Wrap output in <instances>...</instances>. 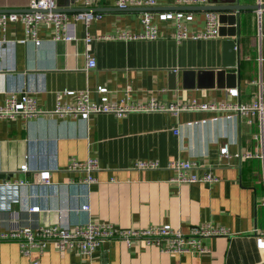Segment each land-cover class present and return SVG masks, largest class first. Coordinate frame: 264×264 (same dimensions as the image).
Masks as SVG:
<instances>
[{
  "label": "crops",
  "instance_id": "obj_1",
  "mask_svg": "<svg viewBox=\"0 0 264 264\" xmlns=\"http://www.w3.org/2000/svg\"><path fill=\"white\" fill-rule=\"evenodd\" d=\"M31 1L0 0V12L30 10ZM115 1L99 0L91 8L103 13L90 25L92 35L144 29L145 10L120 9ZM229 1L259 8L218 11L219 35L214 38L178 41L173 23L159 22L158 39H97L92 50L97 65L92 69L87 68L82 21L69 25L72 41H53L52 27L42 23L40 46L21 42L24 26L9 21L0 30V39L14 41L11 58L0 55V105L11 93H28L49 112L56 107L59 91L90 90L95 96L96 88L105 85L114 99H155L169 109L123 117L100 113L87 121L49 113L0 116V173L11 175L0 178V230L72 227L92 220L121 228L170 224L185 233L212 223L231 233L206 238L208 253H165L144 242L112 239L102 242L92 258L73 249L62 251L53 241L43 253L35 248L24 255L17 241L0 240V264H264V245L258 241L264 236V109L253 108L264 105V0ZM58 2L71 11L86 8L81 1ZM190 6L157 0L151 10L195 11L189 34L199 33L205 29V13ZM226 40L238 41L234 64L227 62ZM232 89H238V95L232 96ZM194 101L251 109L239 113L181 108ZM226 144L231 155L221 156ZM90 157L99 164L93 173L96 182H76L86 172L70 170L71 159ZM154 159L160 160L158 168L137 167L138 161ZM175 160L197 161L199 173L211 170L219 180L175 182L171 179L177 173L169 167ZM23 164L29 165L28 172L20 170ZM43 170L51 171V184L38 182ZM85 203L89 212L80 211ZM34 206L40 210L31 212Z\"/></svg>",
  "mask_w": 264,
  "mask_h": 264
},
{
  "label": "built area",
  "instance_id": "obj_2",
  "mask_svg": "<svg viewBox=\"0 0 264 264\" xmlns=\"http://www.w3.org/2000/svg\"><path fill=\"white\" fill-rule=\"evenodd\" d=\"M81 1L86 7L80 11L61 10L58 0H32L31 9L25 11L0 12V30L4 31L9 21H18L24 26L25 37L21 42H34L36 46L43 43L38 37V29L42 23H48L52 27L53 41H72L74 37L70 35L68 27L71 23L82 21L86 27L85 44L87 55V68L96 67V57L92 55L93 42L97 39L118 38L123 40H151L160 37L159 22H171L175 27L174 37L178 41L187 38H214L219 35L220 13L215 10H206L205 29L199 33L189 34L188 23L195 19V11L191 10H145L142 12L141 21L144 29L141 32H131L129 30H119L113 35L97 36L89 31L90 25L103 17L102 12L93 11L91 8L98 4L99 0H75ZM116 6L120 9L130 7H153L157 0H116ZM178 3L185 6L208 5L209 0H178ZM14 41L4 38L0 39V55L7 54L11 58ZM238 89L230 90L232 96L238 95ZM182 109L196 110H234L239 113H246L251 108L243 105H216L214 103H188ZM254 109L262 110L264 105H254ZM169 109L166 105L152 99L146 103L131 101L129 98L120 100L114 99L110 95L108 87L99 85L95 90V96L90 90L59 91L57 94V104L52 111H43L39 108L37 100L28 93L15 95L11 93L0 105V116L14 117L22 114L27 117L40 116L44 114L81 116L87 121L91 115L106 113L116 117H123L133 112H157ZM192 122L188 123L191 124ZM178 133V129L176 130ZM229 145L221 148V156H230ZM247 154L246 157H250ZM160 166V160L138 161L137 167L140 169H154ZM199 163L193 160H175L169 163V167L176 171V175L171 179L178 183L204 182L207 184L216 183L219 178L211 170L197 171ZM99 168L98 160L90 157L86 161H79L75 158L69 163L70 170H83L86 176L76 182L91 185L96 182L94 171ZM22 172L29 171V165L20 166ZM51 171L43 170L38 173V182L42 185L51 184ZM28 182L20 181V184ZM40 210V206L30 208L31 212ZM80 211H90L89 203L80 207ZM230 230L221 225L203 223L193 226L189 232L185 233L180 229H174L170 224L151 225L144 228H121L113 223L89 220L87 223L76 226H63L61 224L42 225L33 227L31 225L16 226L8 231L0 230V240H14L20 245L21 252L29 255L32 249L37 248L41 253L45 251L49 242H54L56 246L64 250H77L82 255L92 258L97 249L105 240L121 239L128 244L134 241L144 242L150 246H156L165 253H192L201 254L210 252V248L204 244L206 238L214 236H227ZM259 245H264V236H260ZM37 264V263H36Z\"/></svg>",
  "mask_w": 264,
  "mask_h": 264
},
{
  "label": "water",
  "instance_id": "obj_3",
  "mask_svg": "<svg viewBox=\"0 0 264 264\" xmlns=\"http://www.w3.org/2000/svg\"><path fill=\"white\" fill-rule=\"evenodd\" d=\"M72 2H74V0H72ZM210 4L209 5H203V6H190L188 8L191 9H196V10H201V11H206V10H215V11H235V12H240L241 10L244 9H258L259 6L257 5H243V4H239V3H234L231 2L229 0H227V3H229L228 5H218V1L215 0H209ZM214 2V3H212ZM59 6H62L61 3H59ZM70 5V3H69ZM61 10H66V11H71L72 9H70L69 7L66 8H60ZM141 9L143 10H151L153 9L152 7H141ZM102 10V9H101ZM238 41L236 40H226L224 42L225 44V52H226V56H227V62L229 64H234L236 62V60L238 59ZM11 175H6V173H0V178L5 180V179H10Z\"/></svg>",
  "mask_w": 264,
  "mask_h": 264
}]
</instances>
